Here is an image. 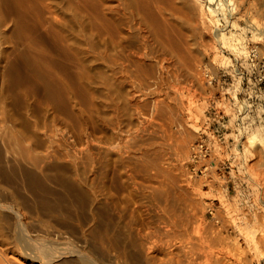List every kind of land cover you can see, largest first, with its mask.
Listing matches in <instances>:
<instances>
[{
    "label": "rangeland",
    "instance_id": "obj_1",
    "mask_svg": "<svg viewBox=\"0 0 264 264\" xmlns=\"http://www.w3.org/2000/svg\"><path fill=\"white\" fill-rule=\"evenodd\" d=\"M166 1L171 11L164 17L181 43L179 58L164 60L149 20L124 44L131 59L142 55L129 60L125 74L98 55L97 38L96 52H88L85 33L69 24L66 34L85 77L77 79L81 70L68 65L53 101L41 87L36 95L14 96L22 101L17 106L0 92V264H149L136 229L141 219L187 224L183 240L192 247L191 264H212L209 251L230 264H264V143L248 139L234 162L226 160L232 151L225 145L219 161L226 168L208 175L190 178L186 168L207 118L213 129L222 107L217 99L234 70L221 64L220 58L234 55L219 49L220 35L222 43L257 44L261 56L264 0H212V14H202L199 2ZM184 3L186 14L173 11ZM54 11L63 17L60 8ZM252 24L258 26L253 31ZM7 49L0 43L2 85L9 80ZM19 118L27 123L24 131L17 129Z\"/></svg>",
    "mask_w": 264,
    "mask_h": 264
},
{
    "label": "bare ground",
    "instance_id": "obj_2",
    "mask_svg": "<svg viewBox=\"0 0 264 264\" xmlns=\"http://www.w3.org/2000/svg\"><path fill=\"white\" fill-rule=\"evenodd\" d=\"M167 1L172 2V0ZM191 1L194 7L198 6V2L200 3L202 14H204V11L208 12V14H212L214 12V9L210 8L212 0ZM226 1L231 2L232 0ZM205 3L208 5H205ZM150 4H152L155 8V13L150 8ZM164 5L165 0H0V43L8 47L4 53V58L8 61V70H6V75L8 73L9 78V80H6L8 81V84H0V92L5 94L7 99L11 97L10 100L14 103L15 101L22 102L19 101V98H15L18 94L36 95V93H40L41 87L44 98L46 100L53 101L57 100L54 99V96H57L55 94H59L63 90L61 87V80L59 79L60 77L58 76H60L59 74L66 72L68 74L70 72L67 71L69 69L68 65H75L81 70L77 74V79L81 80L83 77H85L87 74L83 71L85 68L79 58V53L73 50V44L70 43V38H68L69 35L66 34L69 24L74 25L76 28H79L85 33L82 36V43L86 46V50L90 53H95L97 50L92 41L94 38H97V40H99L101 43V47L103 48L101 52H97L98 55L101 56L103 60H106L110 64L109 66H112V68H119L122 73L126 71V66L129 65L127 63H129V60L131 59L130 57H132L131 55H134V53L126 51L127 48L124 44L130 39L132 31H143L144 27H147L146 24L149 22V20L152 25H149L152 27L149 32L150 36L154 43L162 48L164 60L169 61L173 57L179 58L181 43L178 36L172 29L173 25L170 23V20L164 17L166 12L171 11V9L166 8ZM56 7L60 8L62 11L61 15L63 17L60 18L54 14V9ZM186 7L187 4L184 3L182 9L175 8L173 11L178 10L180 12H184ZM65 11L70 12L69 20H66V14L64 13ZM184 13L186 14V12ZM147 19L148 21H146ZM205 21L204 19L201 20V25H205ZM193 24L195 27L198 26L197 21H195ZM257 27L258 26L252 24L249 29L253 31ZM147 38L148 37L143 36L142 40L146 42ZM220 41L221 42H218L219 49H222L226 46L231 54L234 55L233 57L247 60L252 54L258 63L262 62L264 64V51L260 56L257 44H251L248 46L246 43L238 44L228 41L222 43V41H224L223 35H220ZM220 52L223 54L222 50H220ZM135 56H137L139 60L142 57V55L140 56L138 54H135ZM9 57L12 59L8 60ZM225 58L226 57L220 58L221 64L232 67L233 59L231 60L230 58ZM132 64H134V61H132ZM244 64L246 65L245 61ZM135 66L136 65L133 67ZM53 68L56 70L57 74L53 71ZM127 72L129 71L127 70ZM204 72H206V70ZM62 96L63 93L60 97ZM10 105H12V103ZM13 105H16V103ZM9 107L11 108V106ZM228 108L229 107L227 105L224 110L228 112ZM63 110L64 109H62V112ZM18 116L20 115L18 114ZM21 119L19 118L18 120ZM9 120L7 119V121ZM22 121L23 120L19 122ZM205 122L206 126H208L209 121L206 119ZM229 123H231V121ZM21 125L22 126L17 129L24 131L22 128L27 125V123L23 124L22 122ZM239 130L241 133L239 136H242V139H238L236 144L233 145H229L228 143L225 144L226 146H231L232 151L230 154L226 155V160L230 159L231 157L232 161L234 162L236 159L235 152L239 151L238 146L247 144L248 139H251L252 141L254 140L255 142L260 141L264 143V127L262 124H259L253 128L250 126H244ZM21 131H19V134H21ZM1 135L2 134H0V136ZM2 137L3 136H1L0 139H2ZM4 141L6 140H3V142ZM35 141L37 140L35 139ZM252 141H249V143H252ZM36 143L37 144H35V146L40 144L39 141ZM225 145L222 146L221 144H217L214 146L216 147L214 148L216 155H210L211 157L209 156V158L205 159L206 161L203 163L209 165V169L203 171L201 176L208 175L213 169L217 167H219L221 170L226 168L224 165L225 160L219 161L221 157H225L223 155ZM242 147L243 146H241V148ZM191 150L192 147L190 149L186 164L190 178L197 176L191 175L188 170ZM21 151L23 152V150ZM10 154L15 155L13 152ZM2 158H6V156ZM212 160L214 161V164L212 163ZM228 166L230 165L228 164ZM233 169V167H229L230 172ZM243 173L247 174L245 168ZM118 200L120 202V198ZM162 208L163 209H160L161 211H166L164 214H168V211H171V209L167 210L169 207L164 206ZM208 212L213 216V219H215L214 211L211 207L208 208ZM136 229L141 241L140 246L142 249H144L146 254L145 256H147L146 258L150 260H148V262H150L149 264H191L192 247H189L190 244L188 245L183 240V237L187 235V224L181 222L177 224L175 221L173 223L170 220L165 221L160 219L158 224H155L141 219L137 223ZM183 234L185 235L183 236ZM209 244H211V242ZM205 256L208 257L207 262H212V264H230L226 256L219 253V251H209Z\"/></svg>",
    "mask_w": 264,
    "mask_h": 264
},
{
    "label": "built area",
    "instance_id": "obj_3",
    "mask_svg": "<svg viewBox=\"0 0 264 264\" xmlns=\"http://www.w3.org/2000/svg\"><path fill=\"white\" fill-rule=\"evenodd\" d=\"M232 66L234 70L230 74L226 91L219 94L217 99V105L222 107H218L215 112L213 129H209L211 121L207 118L209 125L200 129L199 141L192 146L188 164L191 175H201L209 169V165L203 162L210 155H216L215 145H233L242 139L239 129L244 126L253 128L259 124L264 127V64L258 63L251 54L247 60L233 57ZM227 105L228 112L224 110Z\"/></svg>",
    "mask_w": 264,
    "mask_h": 264
}]
</instances>
